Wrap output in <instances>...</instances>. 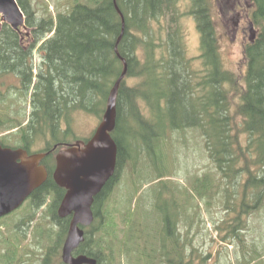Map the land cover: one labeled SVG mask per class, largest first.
<instances>
[{"label": "trees", "instance_id": "16d2710c", "mask_svg": "<svg viewBox=\"0 0 264 264\" xmlns=\"http://www.w3.org/2000/svg\"><path fill=\"white\" fill-rule=\"evenodd\" d=\"M75 1L66 12L38 17L32 0H17L26 18L25 28L16 32L8 24H1L0 80L12 75L18 85L7 95L0 92L2 100L7 96L13 98L6 109L0 108V129H18V146L31 154L40 134L69 136L73 112L102 119L109 94L124 70L123 60L126 61L127 73L117 97L116 126L111 133L118 147L116 172L95 197V221L86 228L85 240L76 255L95 258L97 264L107 260L115 264L114 240L119 241L122 253L135 252L136 264H140L141 258V264L154 260L159 264H207L212 252L197 251L192 239L199 237L194 235V222L199 232L198 225L208 221L213 222L216 230H223L222 235L226 233L221 236L224 243L246 248L241 243L240 231H247L249 219L264 210V0H250L251 6L244 14L255 37L244 40L246 69L239 74L224 70L211 0ZM184 1H190L189 8L181 12ZM187 16L195 17L196 29L201 34V63L197 67L193 66V58L187 56L185 34L179 23ZM128 78L136 83L127 85ZM148 107L146 116L143 112ZM193 129L202 137L213 172L192 177L185 182L186 186L177 188L173 209L166 210L171 200L163 202L161 198L164 191L169 195L170 189H162L157 196L146 195L142 211L150 216L149 223L140 217L136 219L133 194L129 196L130 205L125 203L124 210L117 212L115 218L109 211L107 197L125 165H135L133 189L141 172L145 173L144 178L147 176L145 167L136 168L143 156L155 168L150 173L155 175L152 179H162L158 183L165 184V175L157 171L156 163L163 164L167 131L175 134ZM6 141L2 139L0 143L8 145ZM58 141L56 150L48 147L41 151L51 152L43 162L50 175L33 192L30 204L33 209H43L52 198L47 208L53 225L58 227H41V242L47 244L43 246L42 264H64L61 253L70 223L69 217L58 215L66 190L52 177L55 155L62 148V140ZM204 204L215 208L214 211L207 212ZM172 212L174 218L170 216ZM153 215L158 216L155 221ZM118 217L124 227L120 230L124 235L121 239ZM184 222L187 232L183 235L178 226ZM152 225L155 227L150 228ZM100 231L110 239H96ZM158 236L163 251L160 256H153L147 248L149 244L157 246L153 243ZM187 242L192 251L186 248ZM250 250L238 264H253L264 257V251L258 248L253 246ZM8 255L0 254L3 264H7Z\"/></svg>", "mask_w": 264, "mask_h": 264}, {"label": "rangeland", "instance_id": "374dc122", "mask_svg": "<svg viewBox=\"0 0 264 264\" xmlns=\"http://www.w3.org/2000/svg\"><path fill=\"white\" fill-rule=\"evenodd\" d=\"M35 8L38 11V17L46 16L47 14H52L53 16H56L58 12H66L68 7L71 5H74L77 1L75 0H32ZM79 2L83 3L84 0H78ZM246 2L247 6L246 8L242 7V12L245 10H248L251 6L250 0H243ZM225 0H211L212 3V9H211V15L216 25L217 30V37L219 41V50H220V56L222 60V64L224 67V70L234 72L239 74L240 71H243L246 69V62H245V56H244V48H245V41L242 35L238 33V35L235 33L234 25L233 23H225L222 22L220 13L222 7L224 11H226V6L224 4ZM190 3V1H189ZM189 3L182 2L180 6L181 12H184L187 8H189ZM249 5V6H248ZM227 12V11H226ZM246 13V11H245ZM223 20H225L223 18ZM3 23V20L0 16V26ZM180 25L184 31L185 34V43H186V50H187V56L188 58H193L194 63L193 66L197 67L200 65L201 61L199 60V56L201 55V34L196 29V21L195 17H182L180 19ZM158 24H155V28L157 29ZM250 33L248 34V36ZM166 36H164L162 39L164 40ZM161 39V38H160ZM38 59V55L35 56V60ZM193 62V61H192ZM127 85L131 86L136 83L135 79L128 78L126 80ZM18 85V81L14 76H6L3 79L0 80V92L3 94H6L8 92H13L11 89ZM9 99V102L7 103ZM13 99L11 97H6V99L3 100L0 99V101H4L5 103H0V108L6 109L8 104L13 103ZM13 107H16L15 105ZM12 107V108H13ZM150 108L148 107L145 109L143 113L149 114ZM9 111V110H8ZM11 113L14 111L11 110ZM9 112V114H10ZM31 112V108L28 105L27 107V114L29 115ZM151 115V113H150ZM101 119L96 118L95 115H90L84 112H73L71 115V128L68 127V130L70 132L69 136H66L63 138L60 134H57L55 137L58 140L61 141L62 148H59L58 150H64L67 149L69 146H65L66 144H74L76 141L81 140H88L92 137L93 133L95 132L96 128L98 127ZM26 122L25 124H27ZM65 128V127H63ZM168 135L167 138V145L165 146V156L163 159V164L167 171H165V168L163 167V164H160L159 162L156 163V169L161 174L165 175V178H163V181H165V184H159L158 182L162 181L152 179L155 175L150 174L155 170L154 167H152L151 163L146 161V158L143 156L138 164H136V168H143L145 167V171H147V176L145 177V173L141 172L139 174L140 178H138V181L136 182L135 189L132 181V167L135 165H132L131 162L129 164L125 165L124 169L121 170V174L119 176V180L114 185V188L110 192L107 201V205L111 206V210L115 218L117 217V212L123 211L125 203L130 205V198L131 194L134 195V205L133 209L137 208L138 212L136 213V219L143 218L147 220V222H150V216L146 213H143L142 211V204L144 200L146 199V195L150 196H157L159 195L160 191H163L162 189H170L171 191L168 192L164 191L163 196L161 197L163 202L166 200H171L167 203L166 210L173 209L172 200L176 199V189L177 188H183L187 184V181L192 180V177L196 176H203L205 173L213 172V167L209 166V162L207 160L205 150L203 149V140L198 131L195 129L188 130L186 132H177L175 134L171 133L170 131H167ZM15 133H19L18 129H14L12 131H8V129H0V140L6 139L8 145H11L12 147H19L18 141L19 136H17ZM183 134H185L183 136ZM61 138V139H60ZM55 140L54 137L50 132H47V134L38 136L35 141L36 144L34 147H32L33 153H38L41 151H45L47 149H50L48 147H51L52 149L54 146H56L60 141ZM6 145V146H8ZM64 146V147H63ZM57 150V151H58ZM150 163V164H149ZM169 163V164H168ZM44 164V163H43ZM171 164V166H170ZM45 165V164H44ZM134 171V170H133ZM151 176L150 179H148ZM214 179V176H212ZM131 185V187H130ZM130 187V189H129ZM128 188V189H127ZM160 197V196H159ZM52 198H49L46 202V206L43 207V209L39 208L37 210L31 211V205L28 203H25L17 212H15L13 215L3 219L0 223V254L7 253L12 247L6 243L8 242V239L12 238L16 228L24 229L27 233V239L24 241V244H26L27 248L30 251H33L35 254H27L24 252L22 255L24 257H30L33 259V261H30L33 264H42V260L44 258V249L43 246L47 245L45 241L41 242V239L39 235H41V227L46 229H53L58 230V227L53 225V222L51 221L50 213L48 212L49 204L51 203ZM204 208L210 209L209 211L213 212V207L207 206L206 204L203 205ZM30 209V210H29ZM106 209V206H105ZM104 209V211H105ZM220 212V209H219ZM218 212V213H219ZM217 217L221 218V215H218ZM174 215V212L170 214L172 218ZM206 217L211 218V215L206 213ZM153 217H155L153 215ZM24 218L25 225H22L23 223H20V220ZM121 217H118L116 219L119 229V239L121 237L124 238V235L121 236L120 230H123L124 227H122L121 224ZM158 218L156 216L155 219ZM172 221V219H171ZM182 224V223H180ZM185 222L182 224L183 226H178L179 230L183 232H187L185 225ZM200 227V231L197 232L195 229L197 226L193 225V231L194 235H198L201 240L198 238L193 237L192 242L193 247L197 249L199 252H203L204 254L211 251L212 256L207 261V264H238L241 261L242 258L246 257V254L251 252V248L254 246L258 248L259 250L264 251V210H261L257 212V214L253 215L249 219V227L248 230L243 232L240 231L241 235V243L246 245V248H242L241 245L237 244H226L221 240V236L225 235L226 233L223 232V235L221 234L222 231L216 230L214 227L213 222L208 221L206 225L201 224L198 225ZM155 225L150 228H154ZM190 227V226H189ZM192 228V227H191ZM172 229V227H171ZM193 233V232H192ZM192 233L188 238L192 237ZM105 239L109 240L110 237L106 236L104 234V231L98 232L96 239L100 237H104ZM187 236V235H186ZM160 240V241H159ZM186 240L187 237H186ZM239 238L237 239V241ZM156 241L153 244H156V247H152V245L149 244L147 251L152 253L153 256H160V251H163L162 241L160 239V236L156 237L154 240ZM153 241V242H154ZM113 250H114V260L115 264H136L134 263L136 254L135 252H131L129 255L127 253H122L120 251V245L119 241H112ZM188 243V242H187ZM170 245V243H169ZM155 246V245H154ZM41 247V250H40ZM157 248V249H156ZM159 248V249H158ZM168 249H171V247L167 246ZM190 251H192L191 247H189V243L187 247ZM144 249V247H143ZM22 250V249H21ZM157 251V252H155ZM189 251V252H190ZM249 251V252H248ZM120 252V253H119ZM155 252V253H154ZM159 252V253H158ZM11 254V253H10ZM10 254L8 256H10ZM40 254H41V263H40ZM152 256V257H153ZM161 260V259H160ZM162 261V260H161ZM142 263V258L141 262ZM189 263V262H188ZM199 264L198 262H190L189 264ZM264 264V257L261 259H256L253 264ZM0 264H3V262L0 260ZM105 264H109V261H105ZM145 264V263H144ZM151 264H159V261L154 260Z\"/></svg>", "mask_w": 264, "mask_h": 264}, {"label": "water", "instance_id": "95a60500", "mask_svg": "<svg viewBox=\"0 0 264 264\" xmlns=\"http://www.w3.org/2000/svg\"><path fill=\"white\" fill-rule=\"evenodd\" d=\"M0 15L14 31L25 28L26 18L17 0H0ZM122 20L124 33L123 16ZM123 63L124 70L109 94L102 121L92 138L86 144L77 142L70 145L56 155L53 179L66 190L58 215L60 218H71L61 253L64 264H97L95 258L74 255V252L85 240L82 227H89L94 222L92 207L95 197L116 171L118 147L111 133L116 126L119 88L127 73L126 61L123 60ZM46 155L29 154L25 149L0 144V218L19 208L46 182L48 171L40 165Z\"/></svg>", "mask_w": 264, "mask_h": 264}, {"label": "flooded vegetation", "instance_id": "af4514ba", "mask_svg": "<svg viewBox=\"0 0 264 264\" xmlns=\"http://www.w3.org/2000/svg\"><path fill=\"white\" fill-rule=\"evenodd\" d=\"M225 6H226V11H224V9L222 7L221 8V12L220 13V17L222 22H224V24L226 23H233L234 30L235 33L238 35V33L240 35H242V37L244 38V40L246 41L247 39H250V35L248 36V34L250 33L251 29V24H249L247 22V19L245 17V11L242 12V7L244 8V6H247L246 2H244L243 0H225L224 2ZM249 6V5H248ZM223 18L225 20H223ZM248 18V17H247ZM33 200V195H31V197H29V199L27 200V202L31 203V201ZM30 210V209H29ZM35 211V209H33L31 207V211ZM33 211V212H34ZM16 212V211H15ZM15 212L3 217L0 219V223L3 219L13 215ZM25 219L22 218L20 220V223H23L22 225H25L24 223ZM40 239H41V235H39ZM27 239V233L26 231H24V229H19L16 228L12 238L8 239L9 240V246L10 248L12 247V249H10L8 251V253L10 254L9 256V260L7 262V264H33L30 261H33L32 258L30 257H24L22 254L24 252H26L27 254H35L33 251H30L26 244H24V241ZM22 249V250H21ZM41 250V247H40ZM40 263H41V254H40Z\"/></svg>", "mask_w": 264, "mask_h": 264}, {"label": "bare ground", "instance_id": "6f19581e", "mask_svg": "<svg viewBox=\"0 0 264 264\" xmlns=\"http://www.w3.org/2000/svg\"><path fill=\"white\" fill-rule=\"evenodd\" d=\"M1 68V67H0ZM20 69V68H19ZM41 96V95H40ZM50 131V130H49ZM45 132V131H44ZM55 134V133H54ZM55 137V136H54ZM57 139V138H56ZM61 139V138H60ZM142 150V149H141ZM134 156V155H133Z\"/></svg>", "mask_w": 264, "mask_h": 264}]
</instances>
